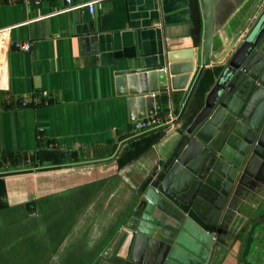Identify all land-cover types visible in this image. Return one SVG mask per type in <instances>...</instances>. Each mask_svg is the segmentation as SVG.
<instances>
[{
  "label": "crops",
  "instance_id": "obj_1",
  "mask_svg": "<svg viewBox=\"0 0 264 264\" xmlns=\"http://www.w3.org/2000/svg\"><path fill=\"white\" fill-rule=\"evenodd\" d=\"M89 1L0 0V29L11 27V41L32 45L6 51L0 82V264H106L227 61L202 66L205 23L195 47L191 0H99L93 12L88 6L62 11ZM258 3L216 0V58L243 40L264 8ZM189 49L194 69L186 87L164 99V110L173 103L177 121L135 131L120 74L163 63L167 51ZM215 68L214 79L203 76ZM43 148L69 155L63 164L30 169L1 160L5 153ZM258 193L252 197L259 205L253 212L240 209L229 245L218 246L212 264H240L238 233L261 208Z\"/></svg>",
  "mask_w": 264,
  "mask_h": 264
},
{
  "label": "water",
  "instance_id": "obj_2",
  "mask_svg": "<svg viewBox=\"0 0 264 264\" xmlns=\"http://www.w3.org/2000/svg\"><path fill=\"white\" fill-rule=\"evenodd\" d=\"M201 3L202 10L199 0H191L195 47L205 23L202 66L227 61L106 264H212L218 246L229 245L228 234L248 197L264 188V0L243 40L219 58L213 51L216 0ZM192 59L191 49L167 51L163 63L120 74L117 83L120 94L129 95L131 122L163 112L172 90L185 89Z\"/></svg>",
  "mask_w": 264,
  "mask_h": 264
},
{
  "label": "trees",
  "instance_id": "obj_3",
  "mask_svg": "<svg viewBox=\"0 0 264 264\" xmlns=\"http://www.w3.org/2000/svg\"><path fill=\"white\" fill-rule=\"evenodd\" d=\"M219 72V68H215V70H207L205 71L203 76H209L214 79V75ZM204 77L201 79V85L200 88L202 87ZM29 103L24 104L22 102V105L27 106ZM69 152L66 151H61V150H51L50 148H43V149H38L34 152L28 153H15V152H10V153H5L2 155V161H10L12 165H25L26 168H40L45 164H51V163H58V164H63L66 162L68 158ZM264 218H261V220L257 221L251 226V229L249 230V234L245 243V248L243 252V259H244V264H254V262L258 259V262H261V259L259 256H257L256 260L254 259H249V257L254 253L255 247L257 244L264 243V235L261 234V236H256V233L259 231L260 223ZM259 237V238H258ZM216 264L219 263V261H215Z\"/></svg>",
  "mask_w": 264,
  "mask_h": 264
},
{
  "label": "built area",
  "instance_id": "obj_4",
  "mask_svg": "<svg viewBox=\"0 0 264 264\" xmlns=\"http://www.w3.org/2000/svg\"><path fill=\"white\" fill-rule=\"evenodd\" d=\"M23 1L27 3L30 2L39 3L42 0H23ZM66 2L70 3L71 0H66ZM98 2L99 0H91L89 2L80 3L76 5H68L62 11L88 6L91 12H93L95 9V5ZM10 30L11 27L0 29V82H4V78H5L6 62L4 58L6 55V51L11 48L20 49V50H30L32 46L30 42L11 41ZM177 119H178V113L173 103L171 104L170 102L168 108L166 110H163L162 113L155 114L152 116H147L142 119H138L133 123V127L134 130L137 132H144V131L153 130L160 126L174 125Z\"/></svg>",
  "mask_w": 264,
  "mask_h": 264
},
{
  "label": "rangeland",
  "instance_id": "obj_5",
  "mask_svg": "<svg viewBox=\"0 0 264 264\" xmlns=\"http://www.w3.org/2000/svg\"><path fill=\"white\" fill-rule=\"evenodd\" d=\"M259 195H262V193ZM260 198L264 200V193L262 196H260ZM258 199L259 198L249 196L247 199L248 200L247 204H245L244 207L242 208L243 212L244 213H247L248 211L253 212V207L254 206L257 207V204L259 205ZM261 203H262V204H260L261 208L257 212H255L256 210L254 211L256 214L254 216V218L251 221H249L248 223H246L245 226L243 227V230L242 231L240 230V232L238 233V234H240V243H239L238 247H235L234 250L237 253V257H238V260L240 261V264H244L243 252H244L245 243H246V240H247V237L249 234V230L251 229V226L254 223H256L257 221L261 220V218H264V202L261 201ZM232 230H233V228H232ZM234 234H235V232H234ZM261 234L264 235V220L262 221V223H260L259 231L256 233V236L260 237ZM257 256H259V258L261 259V262H258V259L256 260ZM249 259H251V260L253 259V262L255 259L256 261L254 262V264H264V243L256 245L255 251L249 257Z\"/></svg>",
  "mask_w": 264,
  "mask_h": 264
}]
</instances>
